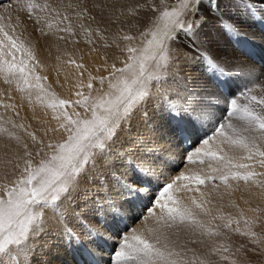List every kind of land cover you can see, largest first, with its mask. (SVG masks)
I'll list each match as a JSON object with an SVG mask.
<instances>
[{
    "label": "snow or ice",
    "instance_id": "1",
    "mask_svg": "<svg viewBox=\"0 0 264 264\" xmlns=\"http://www.w3.org/2000/svg\"><path fill=\"white\" fill-rule=\"evenodd\" d=\"M12 2L0 0V78L14 85L33 111L37 105L46 114L50 110L55 123L45 120L38 135L30 130L31 124L14 119L20 116L16 104L0 101L5 113H13L0 115V264H32L40 242L57 230L67 246L88 251L77 225L86 229L88 237H96L94 242L103 240L78 210L94 203L98 212L112 210L113 223H124L110 198L102 202L97 198L101 193L94 190L96 185L106 187L108 177L121 168H131L134 174L131 181H119L121 195L130 207L147 200L146 214L137 218L143 221L141 227L115 233L120 239L109 264H240L236 253L246 252V245L234 251L228 244L215 243L227 232L248 239L251 251L264 253V208L250 207V219L232 199L240 191L264 200V96L253 94V88L245 85L240 92L244 102L227 100L225 118L215 130L203 139L194 136L203 131L192 119L199 91L181 74L188 53L177 47L198 41L212 20L221 21L230 35H239L231 22L229 0H179L178 4L96 0L91 6L95 12L84 0H57L55 4L52 0H14V9ZM19 13L26 14L35 31L54 38L58 50L59 42L78 44L82 34L93 50H99L98 40L105 49L114 44L119 54L105 53L103 63L93 65V74L83 57L78 61L65 47L63 55L68 59L64 63L75 68L71 73L75 98H63L47 83V76L38 73L44 65L30 36H25L28 29L21 26ZM185 47L197 51L192 44ZM199 54L209 68L229 75L206 54ZM235 71L249 81L264 75L251 69ZM178 84L182 91L175 87ZM150 107L175 123V134L193 140L185 160L206 165V171H181L162 179L163 173L157 175L151 166L133 161L134 156L151 151L139 124ZM209 185L210 191L202 190ZM182 191L193 195L185 199L179 195ZM225 197L238 215L224 211ZM244 202L252 203L251 199ZM182 233L207 238V250L188 247L204 240L182 241ZM86 264L102 262L93 259Z\"/></svg>",
    "mask_w": 264,
    "mask_h": 264
},
{
    "label": "bare ground",
    "instance_id": "2",
    "mask_svg": "<svg viewBox=\"0 0 264 264\" xmlns=\"http://www.w3.org/2000/svg\"><path fill=\"white\" fill-rule=\"evenodd\" d=\"M95 2L96 0H92L91 5L89 7L90 10L93 12H95L96 10L92 9L91 6ZM89 3H90V0H88V4ZM250 7H253L254 9L253 8L252 9L255 10L256 13L258 12L257 15L264 16V0H229V14L232 17L231 22L234 23L235 26L239 28L238 31L247 33L246 34L247 36L241 34L239 38H238L239 35L238 36L230 35L229 37L230 38L232 37L234 40L238 41V43L243 44L245 47V50L248 53L252 52V54L255 55L260 60V63H262V65L264 66V57L260 55V53L264 54V34L260 30L259 24L256 23L259 21L260 17L259 18L256 17L258 21H255L254 19H252L250 13L253 10H251ZM93 26L95 25L93 24ZM28 29L30 30V28ZM222 30H223V27H222ZM27 32H26L27 36L30 35ZM35 33L36 32H34V35L32 34L31 35L35 36ZM37 36L38 35L36 34L34 39H37ZM228 38L225 34L223 35L224 42L230 44V41ZM247 38L249 39L248 41L257 43L258 45L251 44L250 42L247 41ZM49 39L50 38L47 39L46 37V38H43V40H41L42 42H37V41L32 42L37 49L38 58L40 59L41 63L44 65L42 69H37V71L40 75L47 76L48 78L47 83L50 84L52 86V89L55 90L61 97L63 98L74 97L73 95L74 89L72 88L73 81L71 78V73L75 71V68L74 66L65 65L64 63L68 59L67 56L63 55V51L65 48L63 47L64 45L60 44V47L58 50L57 46L54 47L53 45L46 43L47 40ZM77 39H79L80 41L78 44L69 43L68 46L66 45L67 51L73 53L78 61L80 57H83L82 62L85 64L86 68L93 71V74H96L93 65L95 66L101 65L103 63V56L105 55V53H107L109 56H112L113 54H119L118 49L115 48L114 44L111 48L105 49L102 46L103 42H100L97 40L96 47H98L99 50H93L94 46L87 44L82 34L78 35ZM50 40L48 42H51ZM107 41L110 44L113 42V37L110 33L108 34ZM232 54H233L231 55L232 59H234L235 62L237 61L240 62V64L243 66L240 69H250L251 66H247V65H246L247 67L244 66V63H245L243 62L244 60L242 62L240 61L243 54L242 56L238 52H232ZM57 56H60V60H57ZM239 56H241V58ZM245 61L247 63V60ZM235 64L237 65V63ZM101 73L104 74L105 72H101ZM258 74H264V70H260ZM215 75L220 76L218 72H215ZM65 76H68L69 79L65 80ZM259 77H263L264 79V75H260ZM230 78L232 80H230ZM225 79L226 78L224 79L222 78V80L220 79V82H218L222 87L226 86ZM228 80L229 82H233L235 87H238V88L240 87V89L244 88V86L241 85L242 83L245 84L248 82V79H244L243 76L235 77L234 75L229 76ZM252 82H255V81H252ZM61 85H63V87H61ZM9 97H11V99H9ZM0 101H3L5 103L16 104L17 110L19 111L20 116L14 117V119L22 120L26 125L31 124L32 127L30 130L36 131L38 135L41 134L39 130L41 127L44 126L43 122L45 120H48L50 124L55 123L54 121H51L50 110L46 114L45 110L37 105L35 106V111H33V106L28 103V100L25 98V96L19 91H17L14 85L13 86L6 85L3 82L2 78H0ZM0 115L12 116L13 113L10 110L7 113H5L4 110L0 108ZM192 119L197 121V127L200 128V118L198 116L196 117L192 116ZM202 119L203 118H201V120ZM161 120L165 122L164 126H161L159 130L157 129L156 131L157 136L154 137L153 140H150L148 142V148L151 151L146 152V153L142 152L140 155L134 156L133 157L135 160L134 162L142 163L146 161L148 165L151 166L156 171L157 175L163 173V176L161 177L162 179L164 177L172 176L171 173L174 171L173 169L183 168L181 171H184V172L193 170L192 167L189 166V164L188 165L182 164L179 168L177 167L175 168V166L179 164L180 162L186 161L185 156L191 153V150H192L191 146L193 144V140L188 139L189 145H187L184 138H182L180 135H178L177 137V134H175L173 130L175 127V123L173 125L171 124L173 126L171 127L169 125L170 124L169 121L167 120L165 121L163 118H161ZM161 120L160 122L162 123ZM149 130H151V128ZM198 134L194 133V136H197ZM146 136L147 135H145V137ZM147 139L148 138H146V140ZM188 167H190V169L185 170V168H188ZM119 171H121V175L126 174L122 176L123 180L131 181L134 178V174L131 168H121L119 169ZM175 175H177V173H174L173 176ZM241 188H243V184H241ZM210 190H211V187H208L204 191H210ZM122 191L123 190L120 187V184L118 183V185L115 188L107 189L106 193L104 192L101 193V195H99L97 198H99V200L102 202H106V198H110V203L115 204L116 208L119 209V211L122 213L123 217L125 218L126 225H124L123 223L119 225L113 223L112 216H111L112 210L110 208L103 212H98L96 210V205L94 203L91 205H87L84 208L86 210L84 213H82L80 210L78 211L83 217L84 222L90 225L92 228H94L96 230L97 236L103 237V240H101L99 243L94 242L96 240V237H88L86 235V229L77 225L76 231L80 234L82 242L86 245L88 249V251H85L84 248L78 245L67 246L65 243V240L61 237V233L59 232V230L54 231L52 232L53 234H49L52 242L48 241L47 243H44L39 247V251H41L42 247L46 246V252L45 251L44 253L42 252L43 253L42 257H40V261H42V264H86V262H90L93 259L102 262V264H109V262L113 258V249L115 248L116 243L120 239V237L115 235V233L117 231H123L127 229L125 228L127 226L130 228L131 226H133L132 228L141 227L143 224V221L137 218L146 214V209L140 212L139 208L142 209L144 205L147 203V200H145L143 203L137 204L135 207H130L126 203V198L123 195H121ZM253 191H255V189H253ZM234 194L235 195L232 197V199H234L235 202L239 204L242 209H244L246 215L250 219L253 217V213L248 211L250 207L259 205L261 208H264V200H257L254 197L248 196L247 193H244L242 195L240 191H237ZM179 195L186 199L188 196L193 195V194L186 193V192L184 193L182 191L179 193ZM245 199H251L252 203L245 204V202H243ZM223 203L225 204V208H224L225 212H231L233 215H238L236 209L230 208L227 206L228 202L224 200ZM128 217H131L133 219L129 220ZM217 223H220V222L218 221ZM241 225L244 227L243 221L241 222ZM233 227H236V226L233 225ZM257 228L261 230L260 227H257ZM127 231L124 232V234H127ZM230 234L231 233L229 232V235ZM232 234L234 235L233 239L231 237V241L233 243L231 241H229V243L231 242L232 249L235 251V249L239 248L241 245H244L246 238H244L245 241L242 242L241 240H238L239 235L237 233L232 232ZM49 235L47 236V238L49 237ZM225 239L226 237H221V238L216 239L217 241L216 244L218 245L224 244ZM89 251L92 253V255L88 254ZM236 257L239 260L240 264H246L247 261L250 260L249 253L245 254V251L237 252ZM34 264H41V263H34Z\"/></svg>",
    "mask_w": 264,
    "mask_h": 264
},
{
    "label": "rangeland",
    "instance_id": "3",
    "mask_svg": "<svg viewBox=\"0 0 264 264\" xmlns=\"http://www.w3.org/2000/svg\"><path fill=\"white\" fill-rule=\"evenodd\" d=\"M52 2L55 4L57 2V0H52ZM91 2H92V0H90V3L88 4V0H84V3L87 4L89 7L91 5ZM170 2L178 4L179 0H170ZM12 7H13V9L15 8L14 1L12 2ZM252 8L253 7H250L251 10L254 9V8L253 9ZM0 11H2V9H0ZM252 13H254V15ZM257 13L255 10H253V11H251L250 15H251V18L254 19L255 21H258L256 17H258V18L260 17L259 21L256 23L259 24L260 30L264 34V16L257 15ZM12 15H13V22H15V17L17 15V13L15 11H13ZM19 16H20L21 26H27V29L30 28V30L28 29L27 30L28 32L27 31L26 32L28 34H30L28 36H30L31 42H33V41L34 42L35 41L42 42L41 40H43V38H46L45 36L41 35L38 31L34 30V26H33L32 21L27 19L25 13H19ZM227 21H228V18L225 17V22H227ZM222 27H223V23L221 21L212 20L210 22L208 28L205 30V33L194 44L192 41H185L181 45L177 46V47L181 48L184 52L188 53V58L186 60L182 61L181 74L184 76V78L190 84H194L199 91V96L196 99L195 104H194L196 106H193L192 116L193 117L198 116L200 118V128L203 129V131L198 134V138H200V139H203L205 135L210 134L212 131H214L216 126H217V123L222 122L224 120L225 115H226L224 112V109L226 107V101L225 100H230L231 98H236L238 103L243 101V98L240 96V92L244 88L240 89V87L239 88L235 87L234 83L229 82V80H228L229 76H233V75L235 77H242L243 76L244 79H248L244 75H241L240 73L235 71V69H237V68L240 69L243 66L240 64V62H238V61L235 62V60L232 59V56H231V55H233L232 52H238L241 56L243 54L242 58H241V56H239L241 58L240 61L242 62L244 60L243 62L246 63L245 60H247V63L246 64L244 63V66H246V65L251 66L250 69L255 70L256 73H258L260 70H264V66L262 65V63H260V60L255 55H253L252 52L248 53L245 50V47L243 44L238 43V41L234 40L232 37L230 38L229 37L230 34L224 29V27L222 30ZM237 29L239 30L238 27H237ZM26 32H25V36L27 37ZM34 32H36L35 36H36V34L38 35L37 39H34L35 36H32V35H34ZM238 32H239V36L237 35L238 38L240 37L241 34L242 35L247 34L246 32L243 33L242 31L241 32L238 31ZM224 34L227 36V38L229 37L228 39L230 41V44L224 42V39H223ZM48 38L51 39V40L49 39L51 42H48L49 40H47L46 43L53 45L54 47L57 46L54 38L47 37V39ZM38 39H40V40H38ZM248 40L249 39L247 38V41ZM248 42H250L251 44H254V45H258L257 43H253L251 41H248ZM69 43H71V42H69ZM69 43L67 44V46L69 45ZM60 44L64 45L63 47H67L63 42H59V45ZM185 44H192V46L195 49H197V51H193L190 48L185 47ZM199 53L206 54L218 66L227 70L229 75L228 76L215 75L216 71L209 68L208 64L205 62L204 58ZM229 53H231V54H229ZM260 55L262 57H264V54L260 53ZM231 61H232V63H231ZM235 63H237V65ZM65 65H68V64L65 63ZM187 66H189V67H187ZM187 69H188V71H187ZM101 74L107 75L106 72L104 74L103 73H101ZM222 78L223 79L226 78L225 79L226 86H224V87H222L218 83V82H220V79L222 80ZM230 80H232V79L230 78ZM252 81H255V82H252ZM252 81L249 82V80H248L249 83L248 82L245 84L242 83L241 85H243L244 87H245V85H247L248 87H252L253 88V94H256L257 96H264V84H263L264 79H263V77L258 76L255 80H252ZM175 87L177 88V90H180V91L183 90L179 84L175 85ZM70 98H75V97H70ZM158 111H159L158 109H154V108L150 107L147 111V114L144 117H142L140 122H139L140 131L144 133V139L145 140H146V138H148L146 140L148 142L150 140H153V138L157 136V134H156L157 129L159 130L161 128V126H164L165 122H163L161 120V118H163L165 121L166 120L168 121L167 115L161 111H159V113H158ZM203 115L204 116L207 115L208 118L201 120ZM160 120L162 121V123L160 122ZM173 124H174V122L172 123V125ZM169 125L171 127H173L171 124H169ZM150 128H151V130H149ZM148 130L151 132H149ZM22 135H23V133H22ZM145 135H147V136L145 137ZM177 137H178V135H177ZM0 143H3V141L0 140ZM139 158H141V157H139ZM133 161H135L134 158H133ZM142 163L145 165H148V163L146 161H144ZM182 164H185V165L189 164V166H191L192 169H196V170H199L200 168H204L205 171L207 170L206 165H204V166L193 165V164L188 163L187 161L180 162L179 164H177L175 166V168L176 167L179 168ZM182 169L183 168L173 169L174 171L171 173V175L173 176L174 173H177V175H178ZM186 169L189 170L190 167L185 168V170ZM122 176L123 175H121V171L117 170L115 172L114 176L108 177V179L106 181V185H107L106 187L101 186V185H96L94 190L99 192V193H103V192L106 193L107 189H109V188L113 189L118 185L119 181L123 178ZM208 187H211V186H208ZM208 187H206V188H208ZM205 189L203 188L202 190H205ZM234 195L235 194H233V196ZM225 198H226L225 201L229 202V198L228 197H225ZM91 204H93V203H88L86 205H83L79 210L82 213H84L86 211L84 208L87 205H91ZM145 209L146 208L144 206L142 209L139 208V211L142 212V210H145ZM132 219L133 218H131L129 220H132ZM123 224L126 225V221H124ZM132 227L133 226H131V228ZM240 227L242 228L243 226L240 225ZM125 228H127V229L123 230V232H126L130 227L127 226ZM256 230L259 231L260 229L256 228ZM230 233H231L230 235H229V232L226 233V236H225L226 239H225L224 244H228L232 248L231 237L233 239L234 235L232 234V232H230ZM49 234H53V233L51 232ZM186 235H187V237H186ZM187 238H189V239H187ZM197 238H199V237H194L190 233H182L181 234L182 241H187L190 239H197ZM199 239H203V240L205 239L204 243L203 244H197V245H191L190 244V245H188V247H195L200 252L206 251L210 241H208L206 238H199ZM238 240H241L242 242L245 241L244 237H241V236H239ZM48 241L52 242L50 235L48 238L46 237L43 241L40 242V246L44 243H47ZM229 241H231V242L229 243ZM216 242L217 241L215 240V243ZM244 245L247 246V251L245 252V254L249 253V259H250L247 261L246 264H264V253H258V252L251 251L252 245L248 242V239H246V241L244 242ZM200 247H201V249H200ZM44 251L46 252V246L42 247L41 251H39V248H38V250L35 251V253H36V254L34 253L35 257H34V255L31 257L32 264H34V263H41L42 264V261H40V257H42V254L44 253ZM109 254H110V252H109Z\"/></svg>",
    "mask_w": 264,
    "mask_h": 264
}]
</instances>
